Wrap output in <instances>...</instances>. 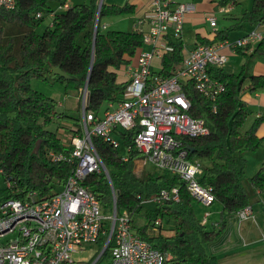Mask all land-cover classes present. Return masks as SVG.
<instances>
[{"label":"trees","instance_id":"1","mask_svg":"<svg viewBox=\"0 0 264 264\" xmlns=\"http://www.w3.org/2000/svg\"><path fill=\"white\" fill-rule=\"evenodd\" d=\"M210 1L223 8L236 6L240 0ZM66 4L67 0H15L11 10L0 7V175L3 181L11 182L10 188L0 187V204L8 199L24 201L31 195L48 197L58 192L73 169L68 161L73 149L69 138L80 133V118L71 122L58 111L62 103L33 90L31 80L51 78L65 92L74 90L79 103L80 90L86 86V111L102 115L110 109L109 105L121 100L127 85L117 82L114 70L129 63L126 58H133L143 47V32L107 30L102 25L107 18L130 14L131 6L99 7V0H88L55 10ZM48 16V25L38 33L39 23ZM237 21L233 27L246 24L254 29L264 24V0H252ZM231 30L229 27L218 32L214 41L228 40ZM171 44L173 51L161 60L159 75L163 77L172 76L184 58L182 40ZM199 44L212 43L202 40ZM251 56L264 59V41L258 43ZM54 67L73 79L54 75ZM208 73L225 87L215 103L198 94L190 82L183 90L190 103L188 116L203 120L209 134L179 140L186 149L192 148L187 149L189 159L205 161L198 182L211 188L221 206L219 221L211 229L196 217L194 199L177 176L154 167L137 175L134 161L140 153L133 144L137 129L114 130L119 148L111 147L101 137L92 138L111 180L117 213L127 211L133 231L153 248L171 255L165 264H219L209 245L221 238L229 217L249 206L253 193L264 192V162L255 174L246 176L247 153L264 148V137L256 135L264 118H257L242 131L252 112L240 98L246 79L250 81V93L264 91V76H246L244 70L226 73L212 67ZM51 125L53 129L49 128ZM49 153L61 155L62 159L55 161ZM123 155H127V161L122 160ZM243 179L247 187L242 184ZM83 186L96 196L102 213L107 215L112 197L105 175L90 174ZM172 188L178 190V202H148L161 190ZM157 219L161 220L160 225L154 224Z\"/></svg>","mask_w":264,"mask_h":264},{"label":"built area","instance_id":"2","mask_svg":"<svg viewBox=\"0 0 264 264\" xmlns=\"http://www.w3.org/2000/svg\"><path fill=\"white\" fill-rule=\"evenodd\" d=\"M0 7L11 10L15 0H0ZM192 10L185 3L151 0L146 15L149 28L143 35V45L151 50H141L136 64L127 68L123 96L116 104L109 105V110L102 115L86 111V86L80 90V133L69 138L73 147L68 159L73 164L72 172L61 189L48 197L31 195L24 201L8 199L0 204V264H75L73 254L102 241L103 249L91 264H98L105 250L109 252L110 264H165L172 258L133 231L127 211L117 213L111 180L92 143L93 137H101L111 147L119 148V140L113 135L115 129L138 130L133 139L134 148L140 153L134 161L136 167L145 169L151 165L167 171L185 183L188 193L199 204L210 207L214 203L211 188L198 182L202 164L188 158V150L179 140L209 134L203 120L188 116L190 103L183 87L190 82L198 94L215 103L225 87L209 75V68L224 67L227 62L224 49L252 51L264 41V32L256 27L234 42L222 40L196 45L172 76L163 77L151 69L152 61L162 60L164 54L173 51L171 43L181 40L185 15ZM220 11L228 13L230 6ZM39 17L41 13L37 14ZM206 20L211 27L216 26L213 15ZM49 156L55 161L62 159L53 153ZM127 159V155L122 156L123 161ZM93 173H103L111 189L112 206L108 215L102 213L91 190L83 186L86 177ZM4 186L10 188L11 182L4 180ZM178 200V190L172 188L161 190L148 202L160 205ZM209 217L210 213H205L201 224L206 225ZM235 218L239 223L252 219L251 207L238 211ZM154 224L160 225L161 220ZM10 235L13 238L6 239Z\"/></svg>","mask_w":264,"mask_h":264},{"label":"crops","instance_id":"3","mask_svg":"<svg viewBox=\"0 0 264 264\" xmlns=\"http://www.w3.org/2000/svg\"><path fill=\"white\" fill-rule=\"evenodd\" d=\"M87 1L88 0H67V4L65 6H57L55 7V10H64L67 7L80 5ZM172 1L177 3L180 2V0ZM99 2L106 6L122 7L124 5H129L133 9L130 14L105 19L102 22V25H105L107 30H139L143 33L148 31L149 24L146 19V15L149 11L151 0H99ZM181 3L189 4L193 7V10L186 13L184 18L181 37L183 42V57L194 49L202 40H207L211 43L222 41L214 40L218 32L222 30L227 31L228 28H218L217 19L216 26L211 27L209 22L206 20V17L210 15H213L216 18V12L218 11V13H221L220 7L216 6L210 0H190L188 2ZM230 7L235 6L230 5ZM231 12L232 8H230L228 13L223 14L229 15V19L233 20V24L230 25V27H232L231 31H236L237 33H235V37L231 38V34L229 35V32L226 38L228 40L243 37L252 29V27L246 24H239L237 27H233L234 24L236 25L238 18L243 12H241L238 16H231ZM50 18L51 17L48 16L49 21ZM206 24H208V28L205 27ZM122 27H130V30H128V28L125 30ZM257 30L264 32V24L258 26ZM257 45L258 44L255 45L252 51L236 50L233 52L229 49H224L223 52L227 56V62L222 68L223 71L226 73L238 74L241 70H244V74L246 76H264V59L251 56ZM142 50L149 51L151 50V47L143 45ZM139 51L140 50L137 51V54ZM137 54L133 58H126L129 63L122 65L118 70H114L118 83H125L128 81L127 68L136 64ZM151 69L154 72L159 73L162 69L161 60L155 58L152 61ZM249 84V79H246L241 87L240 98L251 110V115H253L251 117L254 122L257 118H264V91L259 93H250L248 90ZM256 135L260 138L264 137V120L259 123ZM262 200H264V193L262 192L256 191L251 195L249 207H251L254 215L253 223L248 222L247 225L243 224L241 227L242 232L240 231L239 237H230L233 223L236 221L234 215L232 217L233 220L231 217L227 219L228 228L226 227L227 230H225L221 238L215 243L209 245L210 253L218 257L219 264H229L230 260H235V264H244V262H250L251 264H264V213L257 212V215L254 213L255 205L257 206V203ZM85 250L86 249L83 251ZM83 251L75 254L82 253ZM74 262L75 264H83V262H76L75 260Z\"/></svg>","mask_w":264,"mask_h":264},{"label":"rangeland","instance_id":"4","mask_svg":"<svg viewBox=\"0 0 264 264\" xmlns=\"http://www.w3.org/2000/svg\"><path fill=\"white\" fill-rule=\"evenodd\" d=\"M188 1H190V0H183V1L180 0V2H178V3L188 2ZM251 1L252 0H240L238 5H236L235 7H230V8H232V12L230 15L231 16H238L241 12H243L245 9L250 7ZM215 16L217 19L218 28H220V29H225V28L227 29L230 27L231 24H233V20L229 19V15H224L223 12L218 13V11H217ZM48 22H49L48 17H45L39 23V26L37 28V32L42 33L44 28L48 25ZM207 25L208 24H206L205 27L208 28ZM122 28L125 30L128 28V30H130V27H122ZM235 33H237V32L236 31H230L229 35L231 34V38L235 37L234 36ZM236 39H238V38L230 39V40H231V42H234ZM31 88L33 90L47 96V97L54 98V99L58 100L59 102H61L62 107L59 108L58 111L64 113V115L68 116L71 119V122L73 120L81 118L80 103H79V100L77 98V93L74 90L69 89L67 92H65L64 88L60 84L51 80V78H49L47 81L46 80H40V79H32L31 80ZM251 116H253V115H250L247 118L245 124L243 125V127L241 129L242 131L247 130L249 128V126L251 125V122H252ZM49 128L53 129L54 126L51 125ZM246 158L248 161L246 176L250 177L257 172V170L262 165V161H264V148H259L256 152L247 153ZM199 162L202 165L205 164L204 160H199ZM152 168L153 167L151 165H147L145 167V170L152 169ZM141 172L144 173L143 169L141 167H137V169H136V173H138L137 175H140ZM245 182H246V180L243 179L242 184L244 186H246ZM0 187H4V181H3L2 175H0ZM60 189L61 188L58 187L57 191H59ZM262 193H264V192H262ZM193 207H194L195 215L200 220V222L202 221L203 215L205 213H207V212L210 213V217H209L208 222L206 224L207 229H211L214 222H215L214 223L215 225L218 223L219 211L221 210V206L216 201H214V203L210 207H204L201 204H199L196 200H194ZM257 212L264 213V200L258 202L257 206L255 205V209H254L255 215H257ZM110 213H111V211H109L107 213V215ZM253 217H254V215H253ZM248 222L253 223V218L249 219V221H246V222L242 221L241 222L242 224L235 221V223H233V226L231 229L230 237L231 236H234L233 238L239 237L242 225L243 224L247 225ZM11 238H13V235L8 236L6 239L9 240ZM103 246H104L103 241H102V243L92 244V245L88 246L86 248V250L83 251L82 253H78L75 255L73 254V259L76 262H83V264H91L100 255V253L103 249ZM110 261H111V259L109 257V252H108L105 256L102 257V259L100 260V262L98 264H110ZM235 262H236L235 260H230L229 264H235ZM244 264H251V263L250 262H244Z\"/></svg>","mask_w":264,"mask_h":264},{"label":"water","instance_id":"5","mask_svg":"<svg viewBox=\"0 0 264 264\" xmlns=\"http://www.w3.org/2000/svg\"><path fill=\"white\" fill-rule=\"evenodd\" d=\"M100 5H101V2H99V7H100ZM96 24H97V22H96ZM51 70H52V73L54 75L59 76V77H62L65 80H72L73 79L71 76H69L68 74H66L63 71H61L58 67H54ZM187 149L189 151H192V148H190L189 146L187 147Z\"/></svg>","mask_w":264,"mask_h":264}]
</instances>
